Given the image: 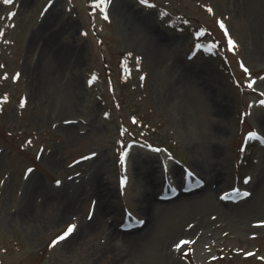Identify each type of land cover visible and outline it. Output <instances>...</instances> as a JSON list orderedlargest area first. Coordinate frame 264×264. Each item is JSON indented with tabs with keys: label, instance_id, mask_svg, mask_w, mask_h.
<instances>
[{
	"label": "rangeland",
	"instance_id": "rangeland-1",
	"mask_svg": "<svg viewBox=\"0 0 264 264\" xmlns=\"http://www.w3.org/2000/svg\"><path fill=\"white\" fill-rule=\"evenodd\" d=\"M97 2L0 0V264H264V0Z\"/></svg>",
	"mask_w": 264,
	"mask_h": 264
},
{
	"label": "snow or ice",
	"instance_id": "snow-or-ice-1",
	"mask_svg": "<svg viewBox=\"0 0 264 264\" xmlns=\"http://www.w3.org/2000/svg\"><path fill=\"white\" fill-rule=\"evenodd\" d=\"M3 2L7 3V4H11V3H13V0H3ZM110 2H111V0H98V2L95 4V6L97 8L105 7ZM209 11H211V9H209ZM12 15H14V13ZM105 19H107V15H105ZM220 27L222 29H224V31H225V35L227 36V39H228L229 49L230 50H235L237 45H236L235 41L228 35V30H227L226 26L224 25V23L222 21L220 22ZM241 67H244V65L241 64ZM247 71H248V69L245 68V72H247ZM254 83H255V81L250 82L248 84V87L251 88ZM253 138L261 139L260 137H257L254 133H250L248 139H253ZM262 142H264V140H262ZM125 155H126V153H125ZM122 159H123V157H122ZM29 171H31V170H29ZM247 182H248V180L245 181V183H247ZM57 183H59V181H57ZM249 195H250V193H248V192H243L242 193V192H240L239 189H236L234 191V193L230 194V196H239V197H247ZM225 198H230V197H225ZM130 219H131V217H130ZM75 227H76L75 225H70L63 234H61L59 237H57L55 240L52 241L50 247H54L55 245H57L61 241H64L66 238H68L73 233V231L75 230ZM189 243H191V241H180L176 245V248H177V250H179L184 245L189 244Z\"/></svg>",
	"mask_w": 264,
	"mask_h": 264
},
{
	"label": "trees",
	"instance_id": "trees-1",
	"mask_svg": "<svg viewBox=\"0 0 264 264\" xmlns=\"http://www.w3.org/2000/svg\"><path fill=\"white\" fill-rule=\"evenodd\" d=\"M171 15H174V17L173 18L170 17V19H171L172 22H175V25H177L178 29L184 30V31L188 32L189 34L190 33L191 34H195V35H197V38H200L201 36H203V34L209 28L208 25L204 24V23L199 24L200 27L199 26L198 27L191 26L190 25L191 19L187 18L188 13H186V12H184V13L183 12H177L176 14L173 13ZM211 42H213V40H211ZM205 44H207V45L206 46L199 45V41H198L197 44H195V49H197V50L201 49L202 51L203 50L210 51L211 48L213 47V46L210 45V41L209 42H205Z\"/></svg>",
	"mask_w": 264,
	"mask_h": 264
}]
</instances>
